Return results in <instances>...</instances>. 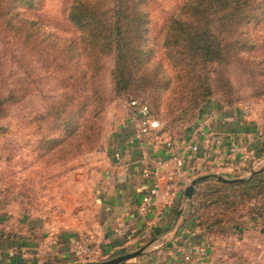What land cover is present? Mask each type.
Here are the masks:
<instances>
[{
  "label": "trees",
  "instance_id": "1",
  "mask_svg": "<svg viewBox=\"0 0 264 264\" xmlns=\"http://www.w3.org/2000/svg\"><path fill=\"white\" fill-rule=\"evenodd\" d=\"M44 1L0 0V31L21 39L44 67L61 69L65 86L73 88L80 83L83 87L78 97L79 115L73 108V93L55 101L41 115L70 138V149L73 145L80 150L92 147L100 138L102 126L97 120L107 102L103 60L109 54L114 55L111 74L116 93L134 92L131 98L148 102L164 121L161 132L167 135L182 134L186 127L179 119L210 99L215 64L238 57L260 59L257 49L264 35V0H184L165 24L172 74H161L151 65V52L144 47L150 0H70L68 16L82 32V39H72L65 48L54 44L46 23L36 14ZM162 86L163 90L171 88L164 112L158 102ZM2 87L0 84V118L23 95L17 85ZM257 131L264 141V124L257 126ZM79 135L84 138L80 140ZM57 138L49 139L50 149L59 145ZM232 178L209 173L196 182L190 218L209 242L241 236L250 227L264 231V165L240 180ZM17 234L0 221V237Z\"/></svg>",
  "mask_w": 264,
  "mask_h": 264
},
{
  "label": "crops",
  "instance_id": "2",
  "mask_svg": "<svg viewBox=\"0 0 264 264\" xmlns=\"http://www.w3.org/2000/svg\"><path fill=\"white\" fill-rule=\"evenodd\" d=\"M168 139L173 146L167 144ZM263 143L243 105L216 101L207 103L200 120L182 134L140 137L137 110L128 101L116 126L108 128L106 149L95 155L91 168L75 172L64 199L56 200L62 212L55 207L42 226L35 220L26 223L25 218L12 226L0 218L18 233L0 237V264H84L73 250L75 240L82 236L99 251L98 260L144 247L118 264H202L200 246L208 248L206 264H223L218 240L209 242L190 218L191 199L185 190L200 175L235 178L260 168ZM194 144L199 146L197 152L189 149ZM173 149L184 154L186 163L175 202L170 203L168 158ZM147 170L158 177L161 194L149 211L141 213L138 203L153 183V177L145 175ZM188 253L192 260L185 261Z\"/></svg>",
  "mask_w": 264,
  "mask_h": 264
},
{
  "label": "rangeland",
  "instance_id": "3",
  "mask_svg": "<svg viewBox=\"0 0 264 264\" xmlns=\"http://www.w3.org/2000/svg\"><path fill=\"white\" fill-rule=\"evenodd\" d=\"M183 1L148 2L150 22L144 47L151 52V65L156 66L161 74L173 73L165 47V24ZM68 2L70 0H45L36 12L46 23L54 44L58 42L64 48L71 45L69 42L72 39L78 42L82 39V32L69 19ZM260 33L262 36L263 32ZM259 47L257 54L260 59L257 62L256 59L238 57L214 65L217 71L212 74L214 90L210 99L187 115L183 114L179 119L185 124L182 126L189 128L195 125L206 104L211 101L227 105H243L249 102L251 108L248 116L257 126L264 124V35L259 38ZM114 62L113 54L107 55L103 60L107 102L97 120L102 126L99 140L94 146L83 150L74 145L70 149V138L63 136L62 129H55L41 115L68 93L75 94L73 108L79 115L78 97L83 87L80 83L73 88L65 86L61 69L55 66L44 67L38 56L30 52L21 39L0 31V84L3 85L2 88L6 85H17L19 93L23 94L19 101L8 106L7 114L0 118L1 219L12 226H18L23 218L27 220L26 223L35 220L42 226L55 207L58 213L62 212L63 208L58 207L56 200L58 197L64 199L66 186L75 178V172L91 168L95 155L106 149L108 128L116 126L125 105H128L134 95V92L118 94L114 90L111 74ZM164 90L162 86V96H159L158 101L161 102V112L166 110L171 93V88ZM181 111L182 108L178 114ZM82 136L79 135L78 138L81 140L84 138ZM52 137H59V145L55 149H50L52 143L50 144L49 139ZM216 240L219 244L217 252L224 257L223 264H264V231L250 227L241 236L234 234L232 237Z\"/></svg>",
  "mask_w": 264,
  "mask_h": 264
},
{
  "label": "built area",
  "instance_id": "4",
  "mask_svg": "<svg viewBox=\"0 0 264 264\" xmlns=\"http://www.w3.org/2000/svg\"><path fill=\"white\" fill-rule=\"evenodd\" d=\"M130 105L136 108L137 110V134L140 137L146 138H156L160 136L161 130L164 126V122L157 117L151 109V106L148 102H142L138 98H130ZM251 104L249 102L243 104V112L246 115L250 114ZM215 142H220V139L216 138ZM167 144L173 146L174 143L171 139H168ZM189 149L192 152H197L199 146L197 144L191 145ZM169 168L168 175L171 177L172 182L169 185V202H175L176 198V185L178 180L182 179L185 176L184 166L186 163V158L184 154L173 149L172 153L168 158ZM146 176L153 177V183L150 186L148 192L143 195L141 201L138 203V210L141 213H146L150 210L154 200L161 194V189L158 182V177L152 173L151 170L145 172ZM74 253L77 257L84 260V264L88 261H96V257L99 254V251L91 245L86 236L77 238L74 242ZM197 252L202 259V264H206V259L208 256V248L206 246H200L197 249ZM185 261L192 260V255L190 253L186 254L184 257ZM158 264V263H151Z\"/></svg>",
  "mask_w": 264,
  "mask_h": 264
},
{
  "label": "water",
  "instance_id": "5",
  "mask_svg": "<svg viewBox=\"0 0 264 264\" xmlns=\"http://www.w3.org/2000/svg\"><path fill=\"white\" fill-rule=\"evenodd\" d=\"M216 175L220 178H224V179H227L228 177L222 175V174H219V173H216ZM199 176L194 178L191 183L187 186L186 190H185V195L186 197H188L189 199L192 198L193 196V192H194V189H195V185H196V182L198 180ZM243 177H236V178H232L233 180H240L242 179ZM144 247H141L133 252H129V253H126V254H122V255H119V256H115L113 258H109V259H106V260H96V261H88L86 262L85 264H118L119 262L123 261V260H126L130 257H133L137 254H139L142 250H143Z\"/></svg>",
  "mask_w": 264,
  "mask_h": 264
}]
</instances>
